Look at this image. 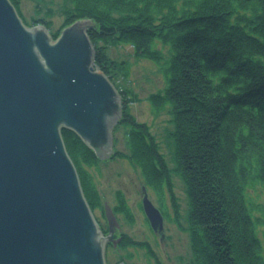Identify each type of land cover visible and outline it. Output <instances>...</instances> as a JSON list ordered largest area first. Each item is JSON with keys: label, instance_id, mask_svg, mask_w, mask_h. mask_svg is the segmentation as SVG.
<instances>
[{"label": "trees", "instance_id": "16d2710c", "mask_svg": "<svg viewBox=\"0 0 264 264\" xmlns=\"http://www.w3.org/2000/svg\"><path fill=\"white\" fill-rule=\"evenodd\" d=\"M9 1L26 26L42 24L54 39L77 20L92 22L88 36L94 66L121 96V117L113 132L124 129L126 151L117 150L116 158L140 170L164 216V199L169 198L178 224L173 173L183 182L187 264H264L257 234V227H264V211L246 198L249 186L264 188V0H60L57 30L51 26L55 12L51 6L42 8V0H36L29 19L20 0ZM121 45L130 46L134 59L153 61L164 73V87L148 100L155 111L169 109L172 167L150 127L130 111L137 94L116 84L130 73L128 60L110 55L112 47ZM61 137L94 214L103 207L88 169L101 161L73 132L62 130ZM116 201L114 211L132 221L120 191ZM119 247L144 250L160 264L146 242L122 235ZM130 258L128 253L122 261Z\"/></svg>", "mask_w": 264, "mask_h": 264}, {"label": "water", "instance_id": "95a60500", "mask_svg": "<svg viewBox=\"0 0 264 264\" xmlns=\"http://www.w3.org/2000/svg\"><path fill=\"white\" fill-rule=\"evenodd\" d=\"M91 28L80 19L52 40L0 0V264H107V244L120 241L105 201L103 236L61 137L73 132L101 161L114 155L121 96L94 66ZM141 196L163 240V216L145 186Z\"/></svg>", "mask_w": 264, "mask_h": 264}, {"label": "rangeland", "instance_id": "374dc122", "mask_svg": "<svg viewBox=\"0 0 264 264\" xmlns=\"http://www.w3.org/2000/svg\"><path fill=\"white\" fill-rule=\"evenodd\" d=\"M36 0H20V10L23 16L29 19L35 15ZM42 8L51 6L55 12L51 18L52 30L60 28L62 17L60 13V0H42ZM43 12V11H42ZM88 35V31H87ZM89 37V36H88ZM90 40V39H89ZM158 40H155V42ZM91 42V41H90ZM159 47L162 45L159 43ZM156 47V46H153ZM167 52L166 47L163 48ZM130 46L121 45L112 47L110 55L115 59L124 58L130 63V73L126 81L117 79L118 86L131 88L138 97V101L130 105L131 113L138 121L146 123L159 143L161 152L165 155L166 161L170 167L171 161L170 146L167 139V132L171 129L169 123L168 108L165 106L161 111H155L148 96L151 93L162 90L165 85V76L159 66L153 61L140 59L136 60L131 55ZM115 150L126 151L125 131L123 128H117L113 133ZM92 174L93 181L100 195L101 206L104 207V201L110 208L117 204L116 192L123 194L124 201L129 208L132 221H128L122 213L115 212L118 228L114 233L127 235L132 240L143 241L150 244L157 260L160 264H187L190 260L189 234L187 232V210L188 201L184 191V184L180 178L173 173V191L178 203V223H175L174 211L171 207L169 198L164 199V206L167 216L164 218V239L159 233L152 231L141 207V187L143 179L140 170L131 165L127 160L115 158L101 161L97 167L88 169ZM148 198L155 207H160L155 194L146 189ZM85 198V197H84ZM246 198L253 205L259 206L264 211V188L258 184L251 185L246 190ZM86 201V200H85ZM89 206V205H88ZM103 210V208H102ZM96 209L94 216L100 220L104 228H107V222L103 218V212ZM256 216H260L259 211L254 210ZM257 234L262 245V256L264 259V227H257ZM107 234H103L106 237ZM109 246V247H108ZM131 254V258L124 263L122 258L126 254ZM105 258L107 264H156L154 259L148 258L144 250L119 247V242L113 247L107 244L105 249Z\"/></svg>", "mask_w": 264, "mask_h": 264}, {"label": "bare ground", "instance_id": "6f19581e", "mask_svg": "<svg viewBox=\"0 0 264 264\" xmlns=\"http://www.w3.org/2000/svg\"><path fill=\"white\" fill-rule=\"evenodd\" d=\"M37 25H42V24H37ZM37 25H35V26H37ZM28 27V26H27ZM32 27H34V26H32ZM32 27H29V28H32ZM49 33V32H48ZM59 35V34H58ZM57 35V36H58ZM51 36V35H50ZM52 38V37H51ZM52 40H56V38L54 39V38H52ZM115 128V127H114ZM114 131V130H113ZM113 151H114V155H113V157L111 158V159H115L116 158V151L117 150H114L113 149ZM152 202V201H151ZM158 209V208H157ZM159 211H160V213H161V215L163 216V224H164V218H165V216L163 215V213H162V211L160 210V209H158ZM150 227V226H149ZM163 229H164V225H163Z\"/></svg>", "mask_w": 264, "mask_h": 264}, {"label": "flooded vegetation", "instance_id": "af4514ba", "mask_svg": "<svg viewBox=\"0 0 264 264\" xmlns=\"http://www.w3.org/2000/svg\"><path fill=\"white\" fill-rule=\"evenodd\" d=\"M121 237H122L121 235L118 236L116 233H114V236H113L114 239H120L121 240Z\"/></svg>", "mask_w": 264, "mask_h": 264}]
</instances>
